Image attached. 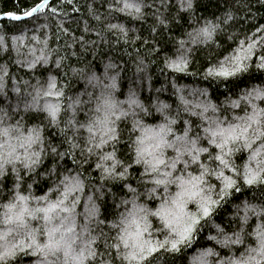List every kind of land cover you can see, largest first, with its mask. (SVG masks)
<instances>
[{
  "label": "snow or ice",
  "instance_id": "6c2138e0",
  "mask_svg": "<svg viewBox=\"0 0 264 264\" xmlns=\"http://www.w3.org/2000/svg\"><path fill=\"white\" fill-rule=\"evenodd\" d=\"M178 3L181 13L193 8V0ZM48 5L49 0H40L22 15L32 17ZM144 7L143 0H115L110 10L141 18ZM51 11L56 13L55 8ZM90 12L96 20L101 19L93 9ZM4 15L21 19L14 12ZM166 19L157 16L158 23L165 27ZM230 19L231 14H227L223 23ZM219 28L216 21H205L187 33L188 42L207 44ZM107 30L128 38L123 25L109 23ZM179 44L178 54L175 59H166V66L176 73H185L189 67L186 41ZM253 48L252 43L244 48L242 42L233 55L210 65L206 76L230 80L248 72ZM32 55L31 60L18 61L21 67L31 70L49 62L43 52ZM256 66L264 70V56ZM115 68L109 63L100 75L73 69L94 91L85 90L68 97L67 102L54 76L37 80L36 84L25 81L24 89L13 84L20 99L15 107L0 108V177L13 175L8 198L0 197V264H14L21 255L36 257V264H155L162 253L192 248L197 230L208 223L224 200L241 191V182L259 195L236 204L226 223L213 224L216 234L207 238L213 246L202 245L189 264H264V80L228 102L231 109L242 107L243 115L229 118L224 115L226 108L210 101L195 105L198 110H193L181 96L183 111L189 117L183 119L179 109L175 117L171 116L170 105L158 98L145 106L131 89L126 100L117 99V77L111 74ZM11 79L7 68L0 67V95L6 94ZM153 108L162 121L148 125L143 117L152 115ZM21 110L32 123H26L25 116L11 122ZM79 112L84 113L83 120L77 119ZM68 113L71 115L63 119ZM192 117L199 118L200 123ZM178 120H182V127ZM61 123L64 127L60 128V144L69 145L73 162L79 150L85 163L95 157V167L101 172L103 182L86 200L81 195L86 188L82 173L57 171L58 181L43 196L33 195V185L28 183L41 175L38 169L46 157L63 158L68 154L46 139V130ZM125 131L129 155L120 158L117 145ZM245 153L243 164H236L233 158ZM133 173L137 174L135 186ZM53 174V170L47 172L48 176ZM108 182L119 188L116 208L123 209L111 221L106 216L101 218V205L97 202L106 196L103 189ZM26 190L27 195L23 194ZM112 195L113 200L117 199L116 193ZM81 204L83 211L79 210ZM106 222L108 233L103 231Z\"/></svg>",
  "mask_w": 264,
  "mask_h": 264
},
{
  "label": "trees",
  "instance_id": "16d2710c",
  "mask_svg": "<svg viewBox=\"0 0 264 264\" xmlns=\"http://www.w3.org/2000/svg\"><path fill=\"white\" fill-rule=\"evenodd\" d=\"M38 2L40 0H0V14L5 12L22 14ZM143 3L145 7L141 18L111 11L110 5H114L115 0H71V3L69 0H50L47 8L41 9L32 17L20 20L1 17L0 37H3V41L0 42V67H6L12 79L8 81L6 94L0 95V108H7L8 105L15 107L20 99L13 91V84L24 89L25 81L36 84L37 80H46L49 76L56 77L58 87L65 93V102L68 97H75L85 90L92 92L94 89L73 69H83L89 75L95 71L100 75L105 65L112 63L116 65V68L111 70V74L117 77L115 95L121 101L127 99L131 89L145 106H148L150 101L155 102L157 98L160 102L170 105L169 111L173 117L179 109L183 119L189 118L183 111L185 105L180 99L181 96L184 101H188L193 110H198L194 108L195 105L210 101L222 109L226 108L224 115L229 118L232 115H243L242 107L231 109L228 102L238 99L245 89L254 85L259 86L264 80V70H259L256 66L259 58L264 56V0H193V8L185 13L178 11V0H143ZM51 8L56 9L55 14ZM90 9L100 16L99 21L93 17ZM227 14H231L232 19L223 23ZM157 16L167 17L166 27L158 23ZM205 21H216L220 24L213 40L207 44L197 45L188 42L187 33L192 32L195 27L202 26ZM109 23L123 25L128 30V38H121L118 31H108ZM181 40L186 41L185 51L189 67L185 73H176L166 66V59H175ZM242 42L244 48H247L249 43L254 44L252 59L248 61L250 64L248 72L230 80L206 76V69L210 65L233 55ZM33 52L35 55H40L41 52L48 55L49 62L38 64L31 70L26 66L21 67L18 61L31 60ZM177 89L181 91L177 92ZM95 91L98 94L99 90ZM83 99L87 100V95H84ZM257 103L259 104V101ZM70 115L71 113H68L62 118L67 119ZM21 116H25L22 110L19 115H13L11 122L15 123ZM153 116L158 119H154ZM77 119L83 120L84 113H77ZM143 119L148 125L162 121L154 108L152 115L144 116ZM192 119L200 123L199 118ZM25 122L32 123L26 116ZM177 123L182 127V120H178ZM127 126L131 127V118L128 119ZM62 127L64 125L61 123L59 127L48 128L46 139L60 152L67 150L68 154L63 158L46 157L38 169L41 175L33 177L37 182L29 180L28 183L33 185L31 189L33 195L43 196L58 181L59 176L55 174L57 171L66 174L71 170V175L82 173L86 188L81 195L82 199L86 200L87 196L92 195L94 189L99 188L103 182L101 172L95 167V157L85 163L79 150H76L75 163L73 162V151L69 145L60 144L63 139L60 133ZM127 140L128 132L125 131L122 142L117 145L120 158L129 155ZM246 156V153L237 154L233 159L236 164H243ZM49 170H53L54 174L48 176ZM136 175L133 173V186ZM12 187L11 173L7 179L0 177V197L6 200ZM24 187L27 188L26 185ZM103 190L106 196L97 201L101 205V218L106 216L107 220L111 221L123 210L116 208V204L119 203V188L108 182ZM113 193L117 194L115 200ZM23 194L27 195L28 191ZM258 195V191L243 186L241 182V191L234 192L224 200L215 209L208 223L197 230L192 248H185L178 253H162L155 264H189V260L202 245L213 246L207 240L210 235L216 234L212 225L226 223L232 218L236 204ZM52 199H55V196H52ZM79 210L83 211V204L79 206ZM103 231L109 232L107 222L103 226ZM99 243L100 251L103 252V240ZM217 250L219 251L218 247ZM14 264H36V257L21 255Z\"/></svg>",
  "mask_w": 264,
  "mask_h": 264
},
{
  "label": "water",
  "instance_id": "95a60500",
  "mask_svg": "<svg viewBox=\"0 0 264 264\" xmlns=\"http://www.w3.org/2000/svg\"><path fill=\"white\" fill-rule=\"evenodd\" d=\"M49 1H50V0H49ZM38 3H40V2H38ZM38 3H37V4H38ZM34 6H35V5H34ZM18 15H21V19H22V18H26V17H24L22 14H18ZM1 17H7V16H5L4 13H3V14H0V18H1ZM8 18H9V17H8Z\"/></svg>",
  "mask_w": 264,
  "mask_h": 264
}]
</instances>
